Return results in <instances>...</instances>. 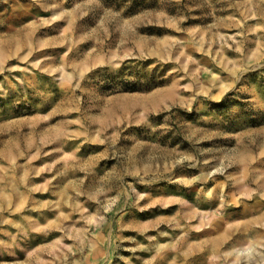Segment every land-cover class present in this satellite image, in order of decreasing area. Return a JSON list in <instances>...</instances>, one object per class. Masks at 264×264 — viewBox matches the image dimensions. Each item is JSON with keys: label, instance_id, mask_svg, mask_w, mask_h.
Returning a JSON list of instances; mask_svg holds the SVG:
<instances>
[{"label": "rangeland", "instance_id": "rangeland-1", "mask_svg": "<svg viewBox=\"0 0 264 264\" xmlns=\"http://www.w3.org/2000/svg\"><path fill=\"white\" fill-rule=\"evenodd\" d=\"M0 264H264V0H0Z\"/></svg>", "mask_w": 264, "mask_h": 264}]
</instances>
